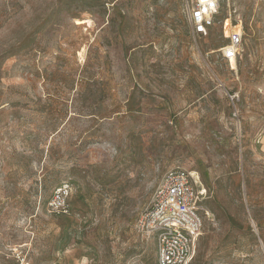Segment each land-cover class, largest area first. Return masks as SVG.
Masks as SVG:
<instances>
[{"label":"rangeland","instance_id":"rangeland-1","mask_svg":"<svg viewBox=\"0 0 264 264\" xmlns=\"http://www.w3.org/2000/svg\"><path fill=\"white\" fill-rule=\"evenodd\" d=\"M192 1L0 0V264H157L135 227L176 168L206 190L193 264H264V0L221 9L232 62Z\"/></svg>","mask_w":264,"mask_h":264},{"label":"built area","instance_id":"built-area-1","mask_svg":"<svg viewBox=\"0 0 264 264\" xmlns=\"http://www.w3.org/2000/svg\"><path fill=\"white\" fill-rule=\"evenodd\" d=\"M229 0H193L189 9V21L196 36H209L220 26L228 45L221 48L225 60L239 57L243 42L240 25H234L232 17L219 20L222 8ZM66 193L60 190L53 204L58 211L66 210ZM206 190L198 174L176 168L167 172L157 188L149 206L140 214L136 232L143 239L156 244L157 264H193L199 240L203 235L205 218L210 213L204 208ZM56 206V205H55ZM0 251V257L2 256ZM15 264H30L23 253L16 252Z\"/></svg>","mask_w":264,"mask_h":264},{"label":"bare ground","instance_id":"bare-ground-1","mask_svg":"<svg viewBox=\"0 0 264 264\" xmlns=\"http://www.w3.org/2000/svg\"><path fill=\"white\" fill-rule=\"evenodd\" d=\"M232 61H235V60H232ZM232 61H231V62H232Z\"/></svg>","mask_w":264,"mask_h":264}]
</instances>
